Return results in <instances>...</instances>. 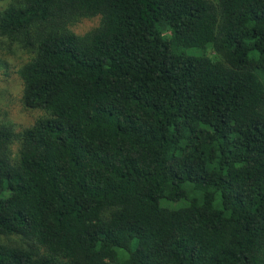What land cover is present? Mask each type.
<instances>
[{
  "label": "trees",
  "instance_id": "obj_1",
  "mask_svg": "<svg viewBox=\"0 0 264 264\" xmlns=\"http://www.w3.org/2000/svg\"><path fill=\"white\" fill-rule=\"evenodd\" d=\"M0 36L48 113L0 125V264H264V0H16Z\"/></svg>",
  "mask_w": 264,
  "mask_h": 264
},
{
  "label": "rangeland",
  "instance_id": "obj_2",
  "mask_svg": "<svg viewBox=\"0 0 264 264\" xmlns=\"http://www.w3.org/2000/svg\"><path fill=\"white\" fill-rule=\"evenodd\" d=\"M16 0H0V12L15 3ZM102 17L81 18L77 23L70 25L69 30L77 36H85L101 26ZM190 53L196 51L191 50ZM207 54L214 60L220 56L208 49ZM34 57V53L23 48L14 39L0 36V125H8L17 135L32 128L35 123L48 117V113L41 109H32L24 103V82L19 71ZM20 142L11 147L13 157H18L17 152ZM2 242L7 239L0 238Z\"/></svg>",
  "mask_w": 264,
  "mask_h": 264
}]
</instances>
